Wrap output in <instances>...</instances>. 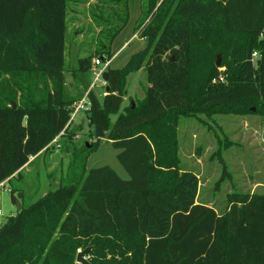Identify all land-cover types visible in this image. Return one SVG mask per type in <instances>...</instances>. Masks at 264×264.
Here are the masks:
<instances>
[{"label": "trees", "instance_id": "1", "mask_svg": "<svg viewBox=\"0 0 264 264\" xmlns=\"http://www.w3.org/2000/svg\"><path fill=\"white\" fill-rule=\"evenodd\" d=\"M100 1L92 10L100 28L95 52L70 68L69 0H0V75L8 73L14 85L0 103V185L18 179L31 157L56 141L64 149V139L74 134V105L86 94L95 140L83 155L74 150L58 188L22 204L0 226V264H79L78 236H96L93 254L120 255L91 264H264V192L235 198L220 213L198 201L194 171L167 174L156 166H178L174 121L181 113L256 105L264 114V0H143L136 31L147 46L124 67H107L102 99L89 81L75 94L66 81L68 75L89 80L95 58H113L110 46L129 18L128 0ZM106 6L112 13L106 15ZM216 31L249 38L234 81L206 91L195 82L193 37ZM253 48L261 50L257 61ZM141 69L145 95L122 107L128 76ZM104 138L119 149L129 178L110 165L86 168ZM226 173L224 166L222 179ZM10 192L15 203L20 192L24 196L22 188Z\"/></svg>", "mask_w": 264, "mask_h": 264}, {"label": "rangeland", "instance_id": "2", "mask_svg": "<svg viewBox=\"0 0 264 264\" xmlns=\"http://www.w3.org/2000/svg\"><path fill=\"white\" fill-rule=\"evenodd\" d=\"M101 3L100 0H69L67 67L77 66L79 57L95 52L100 28L95 23L92 10ZM128 10L129 18L110 46L113 53L117 52L112 65L114 68L124 67L135 52L147 46L145 38L136 31L144 11L143 0H128ZM106 13V15L112 13L111 10L108 11L107 6ZM248 38L247 35H231L222 31L195 34L193 37L195 82H202L206 91L209 89L208 86L230 85L237 76ZM251 56L253 61H257L261 57V50L253 48ZM212 73L214 77L211 78ZM68 76L73 77V75ZM9 79L8 73L0 75V103L8 101L6 98L14 86ZM88 81L91 84L94 82L92 73L89 75V80L87 76L77 75L74 81L73 77L72 85L67 82L69 92L75 94L83 91ZM147 86L144 69L130 74L122 107L128 106L134 100L142 99ZM94 90L102 99L106 93L105 83L97 81ZM117 116L118 114L113 115L112 119L115 120ZM82 119L85 124L80 123ZM174 123L178 145V166H156L167 174H173L178 169L194 171L200 180L199 202L213 206L221 213L234 205L235 198L264 192V114L257 112L256 105L251 106L249 110L237 109L234 112L220 108L211 114L181 113ZM71 130L74 134L64 139L66 143L64 149L61 147L62 140L57 142L55 139V145L48 151H42L40 157L36 158L18 179L5 186L0 185V226L10 216L18 213L17 203L12 200L11 186L23 189L21 206L28 205L50 189L58 188L66 180L65 176L74 150H82L83 155L87 152L85 147L91 148L95 140L90 135L92 128L85 110L79 112ZM118 152L119 149L115 148L110 140L104 138L100 146L87 158L86 168L110 165L121 177L129 178L127 170L117 158ZM46 154L47 157L44 158ZM224 166L227 173L225 179H222ZM76 239V263H79L78 253L86 248H90L86 254L90 263L92 260L108 263L120 257L106 249L93 254L96 236H78Z\"/></svg>", "mask_w": 264, "mask_h": 264}, {"label": "built area", "instance_id": "3", "mask_svg": "<svg viewBox=\"0 0 264 264\" xmlns=\"http://www.w3.org/2000/svg\"><path fill=\"white\" fill-rule=\"evenodd\" d=\"M112 60L103 62L101 58H95L92 66V74L94 75V82L91 84L90 89L93 88L97 81H101L102 84L106 83L103 78V74L107 67L111 64ZM90 106L87 100V94L82 100L74 105V111L72 112V119L75 118L76 114L81 110H87ZM1 214V210H0Z\"/></svg>", "mask_w": 264, "mask_h": 264}, {"label": "water", "instance_id": "4", "mask_svg": "<svg viewBox=\"0 0 264 264\" xmlns=\"http://www.w3.org/2000/svg\"><path fill=\"white\" fill-rule=\"evenodd\" d=\"M258 63H260V61H258ZM108 75H109V72L105 71L104 74H103V78H104L105 82L108 81ZM66 81L69 82L70 84H72L73 83V77L72 76H67L66 77ZM107 90H109V87H107ZM14 106H15V103H14ZM22 196H23V194H22V192H20L18 194L19 200L17 202L18 211L21 210V208H22V206H21V198H22ZM0 205H1V201H0ZM89 251H90V248H86L83 251L79 252L78 256H77V261L79 263H81V264H91L86 258V254Z\"/></svg>", "mask_w": 264, "mask_h": 264}, {"label": "crops", "instance_id": "5", "mask_svg": "<svg viewBox=\"0 0 264 264\" xmlns=\"http://www.w3.org/2000/svg\"><path fill=\"white\" fill-rule=\"evenodd\" d=\"M116 55H117V52L116 53H114V56H113V58H112V62H111V64L113 65V62H114V58L116 57ZM106 87V86H105ZM93 89H94V87H93ZM106 91H107V87H106ZM105 95V94H104ZM103 95V96H104ZM80 112V111H79ZM79 112L76 114V116H75V118H73L72 119V127H73V125L75 124V122H76V119H77V116H78V114H79ZM80 123L81 124H85V121L82 119V120H80ZM54 152V151H53ZM51 153V155L53 156V154L54 153ZM42 154V152L38 155V156H34V157H31V159H30V161L22 168V171L24 172L26 169H29V167H30V165L33 163V161L36 159V158H39L40 157V155ZM44 158H46L47 157V154L46 155H44L43 156ZM45 160V159H44ZM54 163H56V161H54ZM50 164H51V161H50ZM46 193H44L43 195H45Z\"/></svg>", "mask_w": 264, "mask_h": 264}]
</instances>
